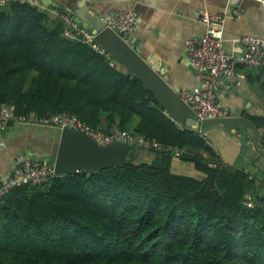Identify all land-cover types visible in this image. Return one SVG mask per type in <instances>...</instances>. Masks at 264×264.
I'll return each instance as SVG.
<instances>
[{
	"label": "trees",
	"instance_id": "obj_1",
	"mask_svg": "<svg viewBox=\"0 0 264 264\" xmlns=\"http://www.w3.org/2000/svg\"><path fill=\"white\" fill-rule=\"evenodd\" d=\"M65 29L29 0L0 1V110L67 112L171 150L14 188L0 201V264H264V184L224 165L199 128ZM241 69L264 98V65ZM245 116L264 148V114ZM178 158L202 176L177 173Z\"/></svg>",
	"mask_w": 264,
	"mask_h": 264
},
{
	"label": "crops",
	"instance_id": "obj_2",
	"mask_svg": "<svg viewBox=\"0 0 264 264\" xmlns=\"http://www.w3.org/2000/svg\"><path fill=\"white\" fill-rule=\"evenodd\" d=\"M0 1L4 3L6 0ZM29 1L57 17L62 11L70 13L69 9L78 6L82 0ZM86 4L95 14L105 19L122 8L135 9L138 20L131 36L137 40L143 55L152 60L177 91L197 84L195 70L187 58L186 43L193 36L202 35L205 31V24L198 18L199 13L238 11L239 19L229 18L225 25V48L229 52L240 54L243 48L236 38L244 34L264 37L263 0H86ZM218 97L229 106L231 115L245 116L246 112L264 114V98L257 83L248 77L238 84L221 78ZM60 132L58 127L26 123L13 124L0 131V179L7 178L18 160L23 157H37L52 162ZM206 136L224 165L244 168L255 174L253 179L258 186L264 184L263 146L260 148L250 137L246 144H241L238 132L228 133L220 127L210 129ZM211 136L215 142L219 141L218 145L211 140ZM250 146L260 155V159L251 153L252 160L248 161ZM189 166L193 168V175L202 176L190 163L179 158L173 162L177 173H184V168Z\"/></svg>",
	"mask_w": 264,
	"mask_h": 264
},
{
	"label": "built area",
	"instance_id": "obj_3",
	"mask_svg": "<svg viewBox=\"0 0 264 264\" xmlns=\"http://www.w3.org/2000/svg\"><path fill=\"white\" fill-rule=\"evenodd\" d=\"M264 1V0H263ZM65 23V35L97 46L93 42L95 35L81 26L68 12L58 14ZM205 24L202 35H195L186 43V54L190 65L195 70L197 84L192 88H182L179 91L182 99L192 108L199 122L204 119L223 118L231 115L230 108L218 97L219 81L227 78L235 83L247 78L241 68H259L264 65V37L254 34H244L238 38L242 46L240 54L229 52L225 48V25L229 18L239 19L238 11L198 14ZM138 20L135 9L122 8L106 21V26L123 34V38L132 37ZM26 123L41 126H53L59 129H70L85 133L96 142L109 145L114 142H124L140 146L146 150H171L157 141L136 137L128 130L114 127L109 133L92 128L76 115L63 113L61 115L39 116L34 112L17 114L13 105H5L0 110V131L10 125ZM206 135V134H205ZM180 155V152H176ZM56 175L54 162L41 160L37 157H23L16 163L12 173L0 179V201L14 188L23 185H36L47 182ZM264 196V190H263ZM251 206L254 201L249 195L245 202Z\"/></svg>",
	"mask_w": 264,
	"mask_h": 264
},
{
	"label": "water",
	"instance_id": "obj_4",
	"mask_svg": "<svg viewBox=\"0 0 264 264\" xmlns=\"http://www.w3.org/2000/svg\"><path fill=\"white\" fill-rule=\"evenodd\" d=\"M69 12L81 26L95 35L93 42L99 48L112 60L120 63L127 74L137 76L144 82L171 118L181 124L199 128L202 134L215 127H220L228 133L238 132L241 144H246L250 137L251 141L262 148L259 129L244 115L204 119L199 122L179 91L170 85L152 60L143 55L137 40L133 37L124 39L123 34L107 27V19L95 14L86 4V0L80 1L75 8H70ZM140 153L151 155V151L137 145L124 142L103 145L85 133L65 128L61 129L52 162L56 175H66L82 169L95 172L111 165L126 164Z\"/></svg>",
	"mask_w": 264,
	"mask_h": 264
},
{
	"label": "rangeland",
	"instance_id": "obj_5",
	"mask_svg": "<svg viewBox=\"0 0 264 264\" xmlns=\"http://www.w3.org/2000/svg\"><path fill=\"white\" fill-rule=\"evenodd\" d=\"M253 69H255V68H253ZM102 132V131H101ZM105 133V132H104ZM211 140H213L214 141V143H215V145H218V142L219 141H217V142H215V139L211 136ZM251 153H254V155L257 157V159H260V155L259 154H257V153H255V150H254V148L253 147H249V150H248V153H247V159H248V161L250 162L251 160H252V155H251ZM241 163H244V162H241ZM226 165V164H225ZM230 166V165H229ZM231 167H234V168H240V167H238L237 165H235V166H231ZM176 170V169H175ZM243 171H245L248 175H249V177L250 178H254L253 177V175H255V174H252L251 172H249L248 170H244V168L242 169ZM179 172V171H178ZM184 173L183 174H190V175H193L194 174V171H193V168H191L190 166H189V168H184V171H183Z\"/></svg>",
	"mask_w": 264,
	"mask_h": 264
}]
</instances>
